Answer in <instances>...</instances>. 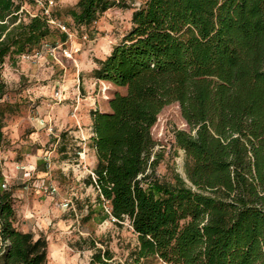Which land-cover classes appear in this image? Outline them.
I'll list each match as a JSON object with an SVG mask.
<instances>
[{
	"label": "trees",
	"instance_id": "trees-1",
	"mask_svg": "<svg viewBox=\"0 0 264 264\" xmlns=\"http://www.w3.org/2000/svg\"><path fill=\"white\" fill-rule=\"evenodd\" d=\"M121 1L77 0L66 14L87 26ZM20 7L0 0V98L5 57L30 53L59 28L51 12L24 20ZM130 20L92 69L125 92L91 114L89 183L116 221L129 220L137 259L264 264V0H144ZM172 102L190 130L174 133L185 176L166 180L151 128ZM2 127L0 117V140ZM4 183L0 172V264H45L46 239L17 226Z\"/></svg>",
	"mask_w": 264,
	"mask_h": 264
},
{
	"label": "rangeland",
	"instance_id": "rangeland-1",
	"mask_svg": "<svg viewBox=\"0 0 264 264\" xmlns=\"http://www.w3.org/2000/svg\"><path fill=\"white\" fill-rule=\"evenodd\" d=\"M17 1L20 18L47 8L70 32L63 39V30L54 25L52 35L27 56L4 59L0 172L14 194L17 226L46 239L45 264H167L153 256L136 258L138 240L129 220L116 221L88 181L96 164L91 114L110 110L113 93L125 92L95 78L92 69L128 31L133 10L144 0H123L87 26L75 25L66 14L77 0ZM45 42L57 48L50 52ZM178 129L190 127L179 103L172 102L151 128L161 154L156 172L166 180L174 172L185 176V154L174 139Z\"/></svg>",
	"mask_w": 264,
	"mask_h": 264
},
{
	"label": "built area",
	"instance_id": "built-area-1",
	"mask_svg": "<svg viewBox=\"0 0 264 264\" xmlns=\"http://www.w3.org/2000/svg\"><path fill=\"white\" fill-rule=\"evenodd\" d=\"M38 2H41L40 0H36ZM48 2L50 4H52V0H48ZM45 9V13H49V10L47 8H44ZM52 22H54V20H51ZM58 26L68 35H70V32L68 31L67 29V26L66 24H62V23H58ZM43 48H46V50L50 51V52H53L56 48H57V45H52V44H49L48 42H45L43 44ZM66 49H64L65 51ZM66 52V51H65ZM24 56H27V55H24ZM55 97L57 99H61V94L58 92V91H55ZM3 187H6V183L3 184Z\"/></svg>",
	"mask_w": 264,
	"mask_h": 264
},
{
	"label": "crops",
	"instance_id": "crops-1",
	"mask_svg": "<svg viewBox=\"0 0 264 264\" xmlns=\"http://www.w3.org/2000/svg\"><path fill=\"white\" fill-rule=\"evenodd\" d=\"M23 230V229H22ZM24 231H29V230H24Z\"/></svg>",
	"mask_w": 264,
	"mask_h": 264
}]
</instances>
